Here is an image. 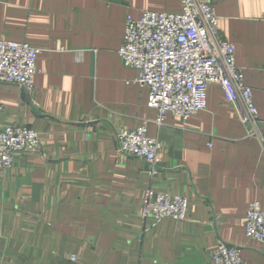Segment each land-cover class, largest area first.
Listing matches in <instances>:
<instances>
[{
	"label": "crops",
	"instance_id": "1",
	"mask_svg": "<svg viewBox=\"0 0 264 264\" xmlns=\"http://www.w3.org/2000/svg\"><path fill=\"white\" fill-rule=\"evenodd\" d=\"M211 2L264 136V0ZM145 10L176 13L180 0H0V39L39 50L31 93L0 83V128L31 127L44 153H16L0 173V262L211 264L222 240L241 248L244 264H264V244L244 232L248 203L264 211L260 138L217 83L184 123L170 113L155 123L148 89L117 54L126 16ZM141 125L163 141L154 176L114 139L116 128ZM148 188L184 196L186 219L142 224Z\"/></svg>",
	"mask_w": 264,
	"mask_h": 264
},
{
	"label": "built area",
	"instance_id": "2",
	"mask_svg": "<svg viewBox=\"0 0 264 264\" xmlns=\"http://www.w3.org/2000/svg\"><path fill=\"white\" fill-rule=\"evenodd\" d=\"M180 5L176 13L145 10L139 18L127 15L117 51L122 64L136 69V81L148 89L149 106L157 111L155 123L162 124L166 113L184 123L206 108L207 89L217 83L227 101L244 112L241 119L249 134H257L264 148L251 89L235 63V45L217 35L218 17L211 0H180ZM38 52L25 41L0 39V83L15 84L31 93L39 73ZM114 139L120 153L141 158L148 164V173L157 174L163 141L148 136L145 125L118 127ZM25 152L44 155L37 131L18 124L0 128V173L12 168L16 153ZM187 211L184 196L148 188L138 215L142 224L147 219L183 221ZM244 232L247 238L264 244V211L257 200L247 205ZM69 259L76 261L77 257L70 254ZM210 260L211 264H244L241 248L222 240Z\"/></svg>",
	"mask_w": 264,
	"mask_h": 264
}]
</instances>
